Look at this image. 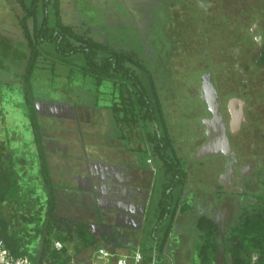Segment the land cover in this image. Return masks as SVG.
<instances>
[{
    "label": "rangeland",
    "instance_id": "rangeland-1",
    "mask_svg": "<svg viewBox=\"0 0 264 264\" xmlns=\"http://www.w3.org/2000/svg\"><path fill=\"white\" fill-rule=\"evenodd\" d=\"M193 1L60 0V16L64 25L114 48L137 53L155 77L162 112L188 172L181 204L164 251L158 252L157 264H181L183 261L199 264L198 246L201 240L196 230L197 219L206 215L215 220L220 225L218 240L221 242L223 234L234 227L242 211L257 204L253 196L264 194V140L255 134L247 140L245 130L238 150L245 163L247 158L252 157L257 167L248 179L246 177L242 182L233 184L234 188L240 187L242 191L227 193L221 189L218 178L224 170L222 157L202 161L194 159L206 142L204 123L211 116L201 100L204 70L195 66L206 50L215 54L220 47L211 36L220 23L217 26L215 18L211 17L217 16L223 9L230 21L235 14L247 8V0H210L209 3L201 0L203 25L196 8L198 0ZM230 5L233 6L230 8ZM22 15L17 0H0V157L4 164L12 159L20 177L23 195L19 223L25 230L19 233L28 251L35 254L40 249L41 236L37 229L44 225L47 193L39 178L37 147L20 86L29 58L27 42L18 22ZM205 29L210 32L209 42L204 39ZM200 41L210 45L196 48ZM233 48H236L235 45ZM231 53L235 57L238 55L237 50ZM70 61L74 64L71 67H53L51 58L42 59L34 74V94L38 99L35 106L45 147L53 154L83 155L89 159L109 154L117 156L119 152L115 150L119 146L124 156L131 152L129 156L135 160V165L145 167L152 178L156 177L153 184L155 195L148 210L149 224L143 231L141 244L143 249L148 250L155 246L157 240L162 241L168 225L165 221L153 235L164 182L162 164L152 155L141 128L129 134L130 129L117 123L111 106L119 101L120 94L114 85L105 82L99 86L94 79L83 77L78 70L84 63L82 56L72 57ZM242 62L240 68L245 77L239 79L247 85V58ZM228 74L225 71L224 75ZM251 74L255 75L252 80L258 91H264V72L254 66ZM258 117H262L261 125L264 127V106ZM123 133L130 136V142L121 138ZM253 152L260 155L256 157ZM48 155L50 158V153ZM149 159L152 164H148ZM66 193L65 187L58 184L57 199L61 205L67 200ZM70 205L74 206L73 203ZM182 206H188V210L181 212ZM63 213L57 214L62 216ZM83 213L79 215L85 217V211ZM30 217L36 220L31 222ZM65 217L77 220L75 213H66ZM56 237L55 233L51 237L53 244ZM68 248L74 254L76 243H69Z\"/></svg>",
    "mask_w": 264,
    "mask_h": 264
},
{
    "label": "trees",
    "instance_id": "trees-1",
    "mask_svg": "<svg viewBox=\"0 0 264 264\" xmlns=\"http://www.w3.org/2000/svg\"><path fill=\"white\" fill-rule=\"evenodd\" d=\"M17 3L23 13L18 18L19 26L23 30L29 49V58L20 86L29 112L38 152L39 178L46 189L47 201L44 225L37 229L41 236L40 249L38 253L31 254L19 233L25 230L19 223L22 218L20 212L23 195L20 177L14 161L10 159L4 164L0 157V240L6 243L16 257L26 256L40 264H71L76 255L97 245V239L91 235L88 223L73 222L57 214V186L53 183L51 175L48 152L35 106L38 99L33 87L34 74L42 59L51 58L53 67H71L74 64L70 59L80 55L84 60L78 69L80 74L85 78L94 79L99 86L105 82L114 85L120 94L119 101L111 106L117 123L130 129L129 134L141 128L145 143L150 145L152 155L162 164L164 182L161 185L157 222L153 233L165 221H168V225L162 241H156V247L142 250L146 259L152 261L153 254L162 253L167 244L188 176L162 112L153 73L137 53L114 48L89 35L78 34L73 28L64 25L60 16V0H17ZM263 65L264 51L257 63L258 68ZM121 138L131 141L130 136L124 133ZM253 198L257 204L245 208L234 227L224 235L223 244L231 264H264V194L255 195ZM9 204L17 206L12 221L5 213V207ZM180 209L185 212L188 206H182ZM29 220L34 222L36 218L30 217ZM196 230L201 240L198 246L200 263L214 264L220 245L218 223L202 215L196 221ZM54 233L57 236L55 241L63 244L61 251L54 249L51 239ZM71 242L76 243L74 254H71L68 248ZM115 246L122 248L120 245Z\"/></svg>",
    "mask_w": 264,
    "mask_h": 264
},
{
    "label": "flooded vegetation",
    "instance_id": "flooded-vegetation-1",
    "mask_svg": "<svg viewBox=\"0 0 264 264\" xmlns=\"http://www.w3.org/2000/svg\"><path fill=\"white\" fill-rule=\"evenodd\" d=\"M204 2L209 3L210 0H205ZM202 3L201 0H198L196 8H198V14L203 25L204 21L200 11ZM231 6L233 5H230V8ZM222 10L217 16L211 17L215 18L217 26L220 23V26L211 35L212 39L217 41L220 47L217 48L215 54L206 50L203 56L198 59L200 62L196 63L195 67L204 70V74L211 73L217 88L221 111L225 117L233 150V156L229 159L225 156H220L224 159L225 164L218 182L224 192L231 193V190L242 191L240 187L234 188L233 184L242 182L243 178L247 177L248 179V176L250 177L254 174L257 168L253 164L254 161L252 162V157L247 158V163H245L238 154L245 130H247V140L252 134L264 140V127L261 125L263 120L262 117H258L260 110L264 106V91H258V87L253 83L255 81L252 80L255 75L251 74V68L254 66L258 67V60L264 51V0H247V8H243L238 15L235 14L230 21L227 17V12ZM231 23L233 25L229 26ZM209 29H205L204 35V39L207 42H209L210 38ZM210 30L212 31V29ZM216 36H218V40ZM200 37L203 39L202 34ZM197 44L199 45L196 48H201L204 45L201 41ZM207 44L208 46L210 45V43ZM207 44L204 46L207 47ZM234 45L236 48H233ZM236 50L238 55L235 57L231 52ZM246 58L247 85H244L245 81H240L239 78L245 77L240 66L243 65L242 61ZM209 66L211 69H208ZM259 68L264 72V65ZM225 71L229 72L226 76L224 75ZM201 88L202 83L200 91ZM232 100L247 102V105L243 108L246 122L244 121L235 133L232 132L231 128L230 103ZM236 111H239L237 107ZM237 116L234 124H237L240 120L239 114ZM205 138L206 144L208 139L206 136ZM253 154L256 157L260 155L259 152H253ZM87 170V175L82 176L80 183L82 187H88V183L85 180L89 179L91 184L92 190L90 194L97 209V217L91 224L100 227H110L113 233L111 237L108 236V233L103 234L101 239L111 245H120L124 249L141 246L143 244V231L146 225L149 224L148 210L155 195L153 184L156 177L152 178L145 167L131 172L118 165L88 163ZM118 211L136 215L144 213L143 220L141 221L139 217L127 220L118 214ZM69 212L75 213L76 217L80 214L72 210H69ZM153 235L155 234L153 233Z\"/></svg>",
    "mask_w": 264,
    "mask_h": 264
},
{
    "label": "crops",
    "instance_id": "crops-1",
    "mask_svg": "<svg viewBox=\"0 0 264 264\" xmlns=\"http://www.w3.org/2000/svg\"><path fill=\"white\" fill-rule=\"evenodd\" d=\"M103 141H105V139H103ZM62 143L66 144V142H61V144ZM115 151L117 153L119 152V155L111 156L109 154V155H105L107 157L96 158V159H94V158L89 159L83 155H81V156H79V155L78 156H69V155H65L63 153L53 154L49 151V149L47 151L51 155L50 158L48 155V161H49V165H50V169H51V175H52L53 183L55 184V186H57L58 184L62 185L63 187H65L66 192H67L66 193L67 194V200H64L62 202V205L58 201L59 202V211L58 212L63 213L66 209H68L67 210L68 212H69V210L70 211L72 210L74 212H79V213L82 212V215H83L84 214L83 212L85 211V217L84 216L81 217V215H79V216H77V220L73 221V222L88 223L90 233L92 231L91 226L94 225L91 223H93V220L97 217V209L94 205L93 198H92V195L90 194V192L82 191L79 189V186L80 185L82 186V184L79 183V180H82L83 175H85V176L87 175V171H88L87 170V164L93 163V164H97V165L98 164L118 165V166H122V167L126 168L127 170H130L131 172H135L136 170L139 169V166L135 165V163H136L135 160H133L129 156V154H131V152H129L128 155L124 156L123 154H121V151H123V149L120 146L118 147V149L116 147ZM148 164H152V162L148 163ZM23 175L26 176V173H24ZM85 181H87V180H85ZM85 185H86V182H85ZM68 197H69V199H68ZM81 201H83V202H81ZM72 203L74 204V206L70 205ZM75 204H77V205H75ZM65 205L67 207H64ZM16 207L17 206L15 204H9L8 206L5 207L6 216L10 221H12V217L14 218V216H12V215L15 214ZM63 208H66V209H63ZM68 212H65V213H63L62 216H60V215L59 216L61 218H66L65 216H66V213H68ZM215 213L214 214L212 213V215L217 216V215H215ZM210 214H211V212H210ZM219 228H220V225H219ZM220 231L221 230H219V233H220ZM225 234L226 233L223 234L221 242H219L220 243L219 251H218L217 258H216V261L214 264H231V259L228 257V255L225 251V248H224V244H223V238H224ZM94 237L97 239V245L93 248L86 249L84 252H82L81 254L76 256L74 259V262H77V263L88 262L90 257L93 255V253L95 252V250L97 248H106V247L112 246L111 244L104 242V240L101 239V236H98V237L94 236ZM138 247H140L141 250H143V248L141 246H138ZM150 248H152V247H150ZM150 248H148V250ZM120 249L122 252L127 251V249H124V248H120ZM165 254H166V251H165ZM181 264H189V261H183V262H181ZM199 264H201L200 261H199Z\"/></svg>",
    "mask_w": 264,
    "mask_h": 264
},
{
    "label": "water",
    "instance_id": "water-1",
    "mask_svg": "<svg viewBox=\"0 0 264 264\" xmlns=\"http://www.w3.org/2000/svg\"><path fill=\"white\" fill-rule=\"evenodd\" d=\"M201 100L204 104L207 105L208 111L211 114V118L206 120L204 126L206 128V137L208 139L207 143L200 147V149L196 152L194 159L196 161H202L207 158L225 156L228 159L233 156V150L231 147V143L229 140L228 129L225 121V117L221 111V104L219 95L217 92V88L214 83V78L211 73H205L202 78V88H201ZM247 105V102H243L241 100H232L230 103V111L232 115L231 128L232 132L238 131L241 127L242 123L245 121V115L243 112V108ZM239 109V115L241 117L240 122L237 126L234 125L235 120V109ZM246 122V121H245ZM123 169V168H119ZM80 183V180H79ZM88 187L84 188L81 185L79 189L82 191L91 192V184L89 179L87 180ZM119 185V184H118ZM122 217L127 220H133L135 218H140L143 220V215H136L129 212H120L118 211ZM91 234L93 236H101L103 234H107L111 237L113 233L111 232L110 227H100L97 225L91 226Z\"/></svg>",
    "mask_w": 264,
    "mask_h": 264
},
{
    "label": "built area",
    "instance_id": "built-area-1",
    "mask_svg": "<svg viewBox=\"0 0 264 264\" xmlns=\"http://www.w3.org/2000/svg\"><path fill=\"white\" fill-rule=\"evenodd\" d=\"M152 161L149 160L148 163ZM54 249L61 251L63 244L60 241L54 242ZM158 253L153 254V260L148 261L140 247L136 246L122 252L119 247L112 245L106 248H97L88 262H72L71 264H157ZM0 264H40L32 261L29 257H16L7 247L3 240H0Z\"/></svg>",
    "mask_w": 264,
    "mask_h": 264
},
{
    "label": "bare ground",
    "instance_id": "bare-ground-1",
    "mask_svg": "<svg viewBox=\"0 0 264 264\" xmlns=\"http://www.w3.org/2000/svg\"><path fill=\"white\" fill-rule=\"evenodd\" d=\"M239 113H237V111H236V109H235V120H234V122L236 121V116L238 115ZM238 117V116H237ZM239 117H240V115H239ZM240 119H241V117H240ZM239 122H240V120H239ZM239 122L237 123V124H234L235 126H237L238 124H239Z\"/></svg>",
    "mask_w": 264,
    "mask_h": 264
}]
</instances>
